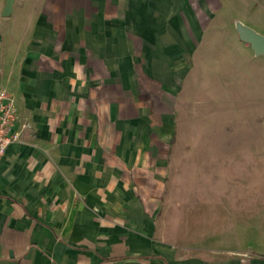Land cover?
<instances>
[{"label": "crops", "instance_id": "crops-1", "mask_svg": "<svg viewBox=\"0 0 264 264\" xmlns=\"http://www.w3.org/2000/svg\"><path fill=\"white\" fill-rule=\"evenodd\" d=\"M10 17L0 264H264L257 181L228 233L226 212L201 231L166 190L197 68L223 56L227 32L264 64L236 30L264 35V0H14Z\"/></svg>", "mask_w": 264, "mask_h": 264}, {"label": "rangeland", "instance_id": "rangeland-1", "mask_svg": "<svg viewBox=\"0 0 264 264\" xmlns=\"http://www.w3.org/2000/svg\"><path fill=\"white\" fill-rule=\"evenodd\" d=\"M2 13L1 37L11 19ZM232 34L227 32L219 51L223 56L195 71L188 102L187 97L179 101L177 132L168 151L172 160L168 200L180 203L184 213L187 206L193 209L191 223L201 231L207 219L224 221L225 212L227 233L234 229L241 217L236 215L241 186L250 189L257 181L259 206L264 208V76L256 74L264 64L250 50L233 46ZM2 52L1 41V68Z\"/></svg>", "mask_w": 264, "mask_h": 264}, {"label": "built area", "instance_id": "built-area-1", "mask_svg": "<svg viewBox=\"0 0 264 264\" xmlns=\"http://www.w3.org/2000/svg\"><path fill=\"white\" fill-rule=\"evenodd\" d=\"M16 119L14 97L6 89L0 88V160L8 146L16 140V136L10 134Z\"/></svg>", "mask_w": 264, "mask_h": 264}, {"label": "water", "instance_id": "water-1", "mask_svg": "<svg viewBox=\"0 0 264 264\" xmlns=\"http://www.w3.org/2000/svg\"><path fill=\"white\" fill-rule=\"evenodd\" d=\"M14 0H7L6 6L3 10V17H10L13 10ZM236 30L239 34V39L251 45L256 55L264 56V35L257 33L252 28L243 25L240 22L236 24Z\"/></svg>", "mask_w": 264, "mask_h": 264}]
</instances>
